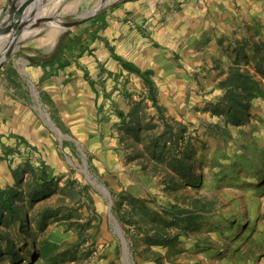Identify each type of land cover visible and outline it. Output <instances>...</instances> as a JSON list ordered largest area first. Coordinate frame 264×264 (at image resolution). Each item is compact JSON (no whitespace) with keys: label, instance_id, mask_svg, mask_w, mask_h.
<instances>
[{"label":"rangeland","instance_id":"374dc122","mask_svg":"<svg viewBox=\"0 0 264 264\" xmlns=\"http://www.w3.org/2000/svg\"><path fill=\"white\" fill-rule=\"evenodd\" d=\"M119 2L40 0L28 24L47 16L58 23L34 36L22 33L0 70V126L7 127L0 131V188L16 191L13 204L21 215L19 221L0 212V264H125L109 199L80 172L79 146L92 179L109 193L133 264H264V0H233L219 39L203 42L208 47L192 66L176 62L165 71V58L155 60L159 50L120 54L152 71L163 118L145 83L119 62L102 80L90 69L99 93L94 106L85 102L83 113L60 116L51 95L41 98L27 44L42 39L50 47L90 19L69 29L62 21L98 8L95 16ZM157 2L161 17L183 0ZM240 83L246 87L233 88ZM247 90L253 94L229 106L230 91L236 97ZM39 103L68 139L59 142ZM115 110L123 112L124 123ZM182 154L192 164L194 186L171 169ZM41 169L49 175L45 184L37 179ZM141 202L158 212L171 204L194 208L190 228L169 227L182 232L175 251L143 239L148 228L129 214Z\"/></svg>","mask_w":264,"mask_h":264},{"label":"crops","instance_id":"0c3cea01","mask_svg":"<svg viewBox=\"0 0 264 264\" xmlns=\"http://www.w3.org/2000/svg\"><path fill=\"white\" fill-rule=\"evenodd\" d=\"M4 5L5 0H0V8ZM233 5V0H183L175 10L160 17L157 0H120L112 10H103L86 28L87 32L95 34L87 50L60 51L59 57L65 62L62 68L55 67L51 71L29 60L37 59L39 54L53 55L58 40L50 47L42 39L39 44H27L28 51L24 53L28 65L36 68L42 93L51 95L59 115L83 113L84 103L90 108L99 97L98 91H94L85 78L86 72L90 75L91 68L97 73V79L102 80L118 63L112 54L122 58L121 53L126 56L141 49L147 53L159 50L155 60L160 56L162 60L165 58L161 64L165 71L174 68L176 62L191 66L199 63L202 51L208 47L202 43L219 39L223 31L220 27L226 25ZM84 27L85 24L81 29ZM43 74L47 76L41 80ZM6 130V126H0V131Z\"/></svg>","mask_w":264,"mask_h":264},{"label":"trees","instance_id":"16d2710c","mask_svg":"<svg viewBox=\"0 0 264 264\" xmlns=\"http://www.w3.org/2000/svg\"><path fill=\"white\" fill-rule=\"evenodd\" d=\"M103 11V10H102ZM101 11V12H102ZM101 12L97 13L94 17H92L89 22L85 25L84 29H81V26H78L76 28V31L74 33L70 31H66L63 33L56 44L55 47V53L53 55L44 56L42 54H39L37 59H32L31 62L33 64H39L41 67H49V69L52 71V69L56 68H62L65 65V62L61 60L60 51H66L70 52L72 50H87L89 43L93 40L95 37L93 33L87 32L86 28L90 26L94 22V20L101 14ZM113 58L118 61L123 68L128 70L130 73L135 74L137 77H139L146 85L148 89V98L151 101L153 107L159 112L161 117L163 118L161 112L162 107L157 104V101L154 96V86L153 81L151 79V70H141L137 65H135L132 62L126 61L120 56L116 54H112ZM107 75H111V73H107ZM47 74H43L41 77V80H43ZM85 78L89 83L91 84L92 89L95 91L94 88V81L91 80L90 76L88 75V72L85 74ZM245 84L240 83L233 86V88H240V87H246ZM250 91V90H249ZM251 95L253 94L252 91ZM250 92L245 91L242 94L237 95L236 97H233V92L230 91L228 93V97L226 101L230 104L229 106L236 105L237 100H239L243 97H246ZM41 98H44V93L40 92ZM250 95V94H249ZM115 115L120 119L122 123L125 122L124 114L121 110H115ZM62 130L63 128L60 127ZM16 138V137H14ZM19 141H23L21 138H19ZM186 158H189L186 156ZM190 165L186 164V160L183 159V154L181 157L177 158L172 163V171H174L179 177H186L185 183H188L189 185L194 186L196 184V180H194L192 176V168ZM15 177L18 175V172H15ZM37 179L41 181L42 184H45L49 181V175L46 173L44 169H41L39 172V175L37 176ZM182 182V180H181ZM184 182V181H183ZM16 194V191L12 188H0V212H7L10 214L11 217L18 219L20 221L21 215L18 212L17 208L13 204L14 195ZM130 217H135L137 222H140L141 225H144L146 228H148L145 233V236L143 239L147 241L149 239L150 241H153V243H149V245H162L167 247L168 251H175V240L179 239V236L182 232H174L171 233L169 230L171 228L179 229L180 231L187 230L190 228L191 224L193 223V219L195 216V210L194 208L189 207H180L176 204H171L168 208H163L162 211H153L149 208H147L144 203L141 202V204L130 210ZM150 231H152L150 233ZM167 231V232H166ZM7 242L10 243V239L7 238ZM147 244V243H146Z\"/></svg>","mask_w":264,"mask_h":264},{"label":"water","instance_id":"95a60500","mask_svg":"<svg viewBox=\"0 0 264 264\" xmlns=\"http://www.w3.org/2000/svg\"><path fill=\"white\" fill-rule=\"evenodd\" d=\"M39 1L40 0H6L5 5L2 8H0V45L6 43V46L0 55V70L14 53L19 43V38L22 37V33L28 32V35H26V37L34 36L44 26L58 23V21L54 17L47 16L45 18L36 20L31 25L28 24L31 21L29 18V12L33 11L34 7L38 5ZM97 10L98 8L91 11L90 14L82 16L73 21H62L61 24L65 28H71L73 26L81 25L86 21H88L89 19H91ZM31 89L33 91L35 98L39 99L38 91H36L33 87ZM38 110L41 117L44 118L45 124L58 136L60 143H62L63 140L69 138V136L62 133V131L53 123L49 114L44 111L40 103ZM76 144L78 145V143ZM78 149L81 152L82 163H83V169H81L80 172H82L86 177V179L92 185H95L100 191H102L109 199V220L113 224L114 232L118 235V237L121 240L123 258L125 264H133L131 260L129 248L127 246V242L122 234V230L116 218L113 216L111 212L112 202L109 198V193L105 189V187H103L100 184H97L96 180L92 179V175H90L87 168L85 154L80 146L78 147Z\"/></svg>","mask_w":264,"mask_h":264},{"label":"bare ground","instance_id":"6f19581e","mask_svg":"<svg viewBox=\"0 0 264 264\" xmlns=\"http://www.w3.org/2000/svg\"><path fill=\"white\" fill-rule=\"evenodd\" d=\"M76 2V1H75ZM100 3V2H99ZM54 25V24H53ZM55 25H58V24H55ZM59 32V27H56V29L53 31V34H56V33H58ZM50 37V36H49ZM57 37V36H56ZM5 46H6V43H4V44H2L1 46H0V55H1V53H2V51H3V49L5 48Z\"/></svg>","mask_w":264,"mask_h":264}]
</instances>
